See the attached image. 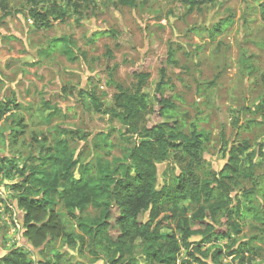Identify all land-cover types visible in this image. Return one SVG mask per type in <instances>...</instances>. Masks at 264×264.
<instances>
[{"label":"rangeland","instance_id":"374dc122","mask_svg":"<svg viewBox=\"0 0 264 264\" xmlns=\"http://www.w3.org/2000/svg\"><path fill=\"white\" fill-rule=\"evenodd\" d=\"M68 1L0 0V101L8 100L12 108L17 107L0 124V258L11 249H23L32 261L39 258L48 264H111L112 255L96 252L76 220L60 205L57 211L72 237L38 251L26 245L18 225L21 215L14 201L16 193L11 190L19 180L17 169L39 153L43 139L47 147L57 139L66 141L78 163L73 171L76 178L80 167H95L98 160L112 163L121 159L137 137L127 134L108 115L95 113L88 94H94L103 111L112 107L115 90L108 85L109 75L123 89L133 92L135 80L129 72L140 64L138 68L150 75L144 92L152 100L158 82V59L171 48L178 65L167 68L170 88L166 93L171 95L186 128L194 124L209 138L202 150L200 175L220 173L227 162L226 149L246 142L249 150L240 156V165L262 181L264 22L259 6L264 0H136L134 8L117 6L116 0H79V14L73 12ZM52 2L67 7V21H54L48 30H35L27 11H41ZM225 20L231 22L210 39L211 28ZM102 31H114L116 36H95ZM56 38L71 43L74 62L62 55L63 46L45 54ZM20 117L26 128L14 140L17 128L13 120ZM158 168L160 179L165 173L170 179L177 173L173 163ZM237 184L231 186L230 198L234 200L240 186L251 188L244 178ZM179 207L188 209L189 214L195 208L188 201ZM97 216L98 211L92 207L80 214L83 221ZM258 235L257 224L248 220L234 241H252ZM251 245L255 250L251 264H264V243L253 241ZM228 246L233 242L205 240L201 248L207 257L204 261L215 264L211 255L218 250L225 252ZM186 253L181 250L179 262L187 259ZM132 257L140 261L136 250ZM136 263L126 257L118 264ZM218 264L236 263L223 256Z\"/></svg>","mask_w":264,"mask_h":264},{"label":"trees","instance_id":"16d2710c","mask_svg":"<svg viewBox=\"0 0 264 264\" xmlns=\"http://www.w3.org/2000/svg\"><path fill=\"white\" fill-rule=\"evenodd\" d=\"M73 1L69 0L68 4L79 14V0ZM116 5L134 8L136 0H116ZM259 15L264 22V4L259 6ZM67 16V7L57 6L56 2L41 11H27L35 30H48L54 21L65 23ZM230 22L225 20L214 25L210 39L218 36ZM108 35L116 36L114 31H102L95 36ZM70 45L67 39L56 38L49 43L45 54L63 46L62 55L74 62ZM158 62V82L152 100L144 92L150 75L138 68L140 64L129 72L135 80L133 92L123 89L109 75L108 85L115 90L112 107L103 111L94 94H88L95 113L108 115L127 134L137 137L121 159H114L112 163L98 160L95 167H80L76 178L73 171L78 163L69 153L66 141L57 139L52 147H47L43 139L39 153L17 169L19 180L11 190L16 193L14 201L21 215L18 224L21 236L29 248L42 250L47 244L72 237L57 211L60 205L76 220L96 252L112 255L111 264H118L126 257L136 264H180L178 256L182 249L186 250L187 259L181 264H207L204 261L207 257L201 252L207 239L233 242L225 252L218 250L211 255L215 264L223 256L236 264L252 263L250 258L255 250L251 244L253 241L264 243V179L259 182L250 170L240 165V156L249 146L242 142L227 148V162L220 173L201 176L202 150L208 134L194 124L187 129L178 118V108L171 95L166 93L170 88L167 68L178 65L174 51L169 48ZM14 108L10 101H0V124L10 118L11 111L17 109ZM13 124L17 128L13 131L16 140L26 127L21 117L14 119ZM164 163H173L177 168L171 179L167 173L163 179L159 177L158 167ZM239 178L248 180L251 188L240 186L234 200L230 198L231 186H238ZM185 201L195 206L190 214L188 209L179 207ZM88 207L97 210L98 216L83 221L80 214ZM248 220L257 224L260 235L252 241H234ZM135 250L140 254V261L132 257ZM0 264L48 263L39 258L32 261L23 249H11L0 258Z\"/></svg>","mask_w":264,"mask_h":264}]
</instances>
